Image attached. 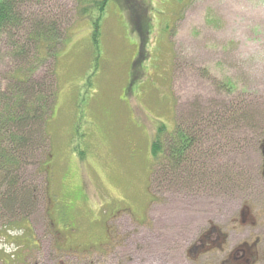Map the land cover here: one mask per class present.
I'll list each match as a JSON object with an SVG mask.
<instances>
[{
	"label": "rangeland",
	"instance_id": "374dc122",
	"mask_svg": "<svg viewBox=\"0 0 264 264\" xmlns=\"http://www.w3.org/2000/svg\"><path fill=\"white\" fill-rule=\"evenodd\" d=\"M45 1L71 20L47 126L50 177L40 182L28 169L31 186L40 187L29 216L0 211V264L92 258L85 249L106 239V221L108 250L117 259L127 249L145 259L157 251L143 242L154 226L176 232V264L186 262L185 248L210 222L230 234L227 246L255 234L264 240V0H108L99 47L95 17L77 14L81 0ZM139 23L148 27L147 38ZM141 43L146 56L134 66ZM5 68L0 63V74ZM230 81L232 90L224 85ZM199 106L243 111L223 134L203 139L210 155L203 152L200 161L218 165L217 181L159 188L143 221L153 197L154 137L162 125L173 132ZM244 206L252 211L247 224L256 221L257 228L240 223ZM69 232L72 242H61Z\"/></svg>",
	"mask_w": 264,
	"mask_h": 264
},
{
	"label": "trees",
	"instance_id": "16d2710c",
	"mask_svg": "<svg viewBox=\"0 0 264 264\" xmlns=\"http://www.w3.org/2000/svg\"><path fill=\"white\" fill-rule=\"evenodd\" d=\"M107 2L81 0L77 6L80 18L95 17L92 38L96 47L101 34L99 21ZM135 7L132 2L129 4L130 9ZM65 18L45 0H0V63L6 65L0 74V211L4 215L27 217L39 206L40 187L31 186L34 180L27 173L30 167L36 169L40 182L49 181L53 154L47 126L58 93V55L71 22ZM136 25L147 38L148 27ZM142 46L141 43L134 66L146 56ZM224 85L230 90L234 88L231 81ZM190 114L177 120L173 132L167 133L162 125L154 137L151 146L155 160L151 178L154 196L159 188L181 189L217 181L218 165L200 161L203 152L210 155L203 139L223 134L244 117L242 110L231 106L219 109L199 106ZM163 132L166 136H162Z\"/></svg>",
	"mask_w": 264,
	"mask_h": 264
},
{
	"label": "flooded vegetation",
	"instance_id": "af4514ba",
	"mask_svg": "<svg viewBox=\"0 0 264 264\" xmlns=\"http://www.w3.org/2000/svg\"><path fill=\"white\" fill-rule=\"evenodd\" d=\"M135 153L136 152H132V157H134ZM154 197V195L151 197L148 206L155 202ZM149 208L150 206L143 208V221L146 219ZM130 210L133 212L132 209ZM251 213V209L248 206H244L241 211L240 223L245 226L257 228L256 221H251L247 224V216ZM108 223L109 221H106L103 226L106 233V239L101 243H94V247L85 249L90 251V256L93 254H96V256H93L92 258L82 257V259H79V261H76L73 264H176V259L171 256V253L173 252L172 250L176 249L174 247L177 236L176 232L167 233L164 229H161L160 226H154L152 229H147L145 233L146 240L143 242L145 244H151L154 242L158 250L148 253L151 256H147L148 259H145L143 255H140V257L134 256V251L127 249L124 251V256L117 259L114 258L113 253L108 250V247L111 244V230ZM64 230H66L65 227ZM60 233H63V231ZM64 236L65 237L60 236L61 242H63V239L64 241H67V244L72 242V234L70 232L68 236ZM262 237L263 235L255 234L250 239L244 238L239 240V242L233 246H227L226 244L229 243L230 234L227 235L218 225L210 222L207 228L200 232V234L185 248L186 262L184 264H193L195 262H199L198 264H264V248L261 247L264 245V240L261 239ZM98 250H100L99 252H101V254L105 253L107 255L97 256L96 252ZM168 251H171L170 254ZM218 253L222 254V256L217 258L216 254ZM160 257L162 258L158 261ZM53 264L57 263L54 262ZM67 264L72 263L69 262Z\"/></svg>",
	"mask_w": 264,
	"mask_h": 264
},
{
	"label": "water",
	"instance_id": "95a60500",
	"mask_svg": "<svg viewBox=\"0 0 264 264\" xmlns=\"http://www.w3.org/2000/svg\"><path fill=\"white\" fill-rule=\"evenodd\" d=\"M263 155H264V145H263Z\"/></svg>",
	"mask_w": 264,
	"mask_h": 264
}]
</instances>
